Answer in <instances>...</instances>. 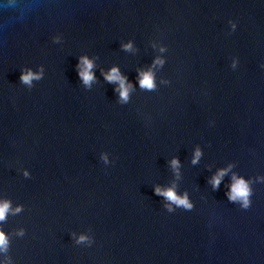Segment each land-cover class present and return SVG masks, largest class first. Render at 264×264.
<instances>
[{
  "label": "water",
  "instance_id": "water-1",
  "mask_svg": "<svg viewBox=\"0 0 264 264\" xmlns=\"http://www.w3.org/2000/svg\"><path fill=\"white\" fill-rule=\"evenodd\" d=\"M4 201L0 264H264V0H0Z\"/></svg>",
  "mask_w": 264,
  "mask_h": 264
},
{
  "label": "clouds",
  "instance_id": "clouds-1",
  "mask_svg": "<svg viewBox=\"0 0 264 264\" xmlns=\"http://www.w3.org/2000/svg\"><path fill=\"white\" fill-rule=\"evenodd\" d=\"M125 50L131 49V44L123 45ZM81 63L84 65V70L79 72L80 77L82 78L83 82L87 85L89 81L93 80L94 77L92 73L89 71L93 65L91 61L87 60L85 57L80 58ZM21 81L31 86V82L34 79H40V73H33L30 70L26 71L21 74L20 77ZM105 79L109 82L112 81H120L121 89H120V97L122 100H127L128 90L124 86L123 78L120 77L118 70L114 67L110 70V72L105 76ZM140 86L142 88L152 89L154 87V81L151 72H146L141 74V79L139 81ZM199 157V151H197L196 156L193 159V163L196 162V159ZM177 161L173 160L172 165L175 168L177 165ZM224 175V170H221L216 176L212 178L210 181L213 185V187H217L220 183L221 177ZM233 183L230 187V192L228 194V199L230 201H236L240 200L242 202V207L247 208L249 205L248 197L250 195V189L248 184L243 180L239 178H233ZM157 195H163L168 201H171L172 203L176 204L177 206L183 207L185 209H191L192 205L188 201L187 197H180L177 196L173 189L169 188L166 190H161L160 188L155 189ZM10 210V205L7 201H4L3 203H0V221H3L6 217V213ZM171 210V209H169ZM15 211H20L19 208H17ZM86 239V237L81 236L79 237L78 242H82ZM7 244V238L5 237L3 232H0V249H4Z\"/></svg>",
  "mask_w": 264,
  "mask_h": 264
}]
</instances>
